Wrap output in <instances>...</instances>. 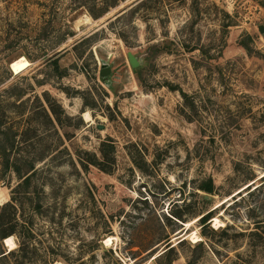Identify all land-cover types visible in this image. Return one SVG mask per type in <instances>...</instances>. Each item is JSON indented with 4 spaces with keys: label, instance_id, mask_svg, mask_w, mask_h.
<instances>
[{
    "label": "rangeland",
    "instance_id": "1",
    "mask_svg": "<svg viewBox=\"0 0 264 264\" xmlns=\"http://www.w3.org/2000/svg\"><path fill=\"white\" fill-rule=\"evenodd\" d=\"M259 27L252 0H0V113L34 167L25 197L0 166L32 232L0 264H264Z\"/></svg>",
    "mask_w": 264,
    "mask_h": 264
},
{
    "label": "trees",
    "instance_id": "2",
    "mask_svg": "<svg viewBox=\"0 0 264 264\" xmlns=\"http://www.w3.org/2000/svg\"><path fill=\"white\" fill-rule=\"evenodd\" d=\"M254 1L260 8L264 10V0H252ZM243 49H247V47L244 44H240ZM183 100H187V96L183 93H180ZM1 110V106H0ZM19 125L15 124V122H12L9 120L3 113H0V166L2 173H6L9 171L14 172L20 183L16 185L14 188V192H11L13 194H17L18 190H21V193L25 196L26 193H28V189L30 186V175H28L30 172L33 171L34 167L31 163H29L28 167L26 168L25 173H21L22 171L17 167V160L13 159L11 160V155L13 151L18 148L20 145V138L24 131L19 132ZM104 147V145H103ZM198 191L212 194L214 192V186L211 181V179H207L206 181L202 182L198 187ZM13 197V196H12ZM11 197L10 202H7L5 204L0 205V262H4L5 260H8L9 258L23 254L24 251L28 248L29 239L32 237V232L30 229L26 228L25 234L22 236H18L16 229H17V223L15 220V212H16V200ZM26 197V196H25ZM18 203V202H17ZM12 210L13 215L6 216L7 211ZM211 213H207L205 215H202L199 218V221L202 225H205L208 217ZM174 219L183 222V218L180 213H173L171 215ZM253 236H257L256 233L252 234ZM16 236L18 241V247L16 250L11 251H5L2 248V242L8 238ZM184 242V240H179L177 243L178 245H181ZM174 247H166V251L158 256V258L164 256L167 258H170V256L173 254Z\"/></svg>",
    "mask_w": 264,
    "mask_h": 264
},
{
    "label": "bare ground",
    "instance_id": "3",
    "mask_svg": "<svg viewBox=\"0 0 264 264\" xmlns=\"http://www.w3.org/2000/svg\"><path fill=\"white\" fill-rule=\"evenodd\" d=\"M29 67V63L22 57L12 61L10 63V70L14 73V74H18L22 71H24L25 69H27ZM215 222V226L218 225V221L217 220H214ZM192 239H195V237H193ZM112 241V238H107L105 239V242L104 244L106 246L110 245ZM4 245L5 247L8 249V250H11L15 245L13 243V238L12 237H8L4 240ZM155 257L152 258V260L154 259ZM151 260V261H152Z\"/></svg>",
    "mask_w": 264,
    "mask_h": 264
},
{
    "label": "water",
    "instance_id": "4",
    "mask_svg": "<svg viewBox=\"0 0 264 264\" xmlns=\"http://www.w3.org/2000/svg\"><path fill=\"white\" fill-rule=\"evenodd\" d=\"M263 31H264V28L259 27V32L262 33ZM127 60H128V63L132 69H136L139 66L137 59L132 54L127 55ZM108 74H109V69H107V68L101 70V72H100L101 77H106ZM98 129L101 130V127Z\"/></svg>",
    "mask_w": 264,
    "mask_h": 264
}]
</instances>
